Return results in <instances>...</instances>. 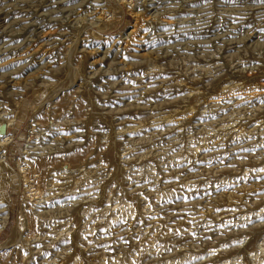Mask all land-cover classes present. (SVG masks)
I'll use <instances>...</instances> for the list:
<instances>
[{
    "label": "rangeland",
    "instance_id": "374dc122",
    "mask_svg": "<svg viewBox=\"0 0 264 264\" xmlns=\"http://www.w3.org/2000/svg\"><path fill=\"white\" fill-rule=\"evenodd\" d=\"M218 263L264 264V0H0V264Z\"/></svg>",
    "mask_w": 264,
    "mask_h": 264
},
{
    "label": "bare ground",
    "instance_id": "6f19581e",
    "mask_svg": "<svg viewBox=\"0 0 264 264\" xmlns=\"http://www.w3.org/2000/svg\"><path fill=\"white\" fill-rule=\"evenodd\" d=\"M196 92V91H195ZM191 108V105L189 104V106L183 107V108H177L175 109L171 114L167 115L164 117L165 120L168 119H172L175 115L179 114V113H183V112H189V109ZM193 110V109H192ZM192 112V111H190ZM175 118V117H174ZM163 119V120H164ZM262 121L257 122L256 124H260ZM234 131H232L233 133ZM236 134H240L239 131H235ZM55 158L53 157H47V158H39L38 160L34 161L31 164V171L32 173H40L41 176L45 179L48 178L49 173L51 171V169L55 166ZM64 163V162H63ZM61 164V163H60ZM61 167V166H60ZM59 167V168H60ZM62 168V167H61ZM64 171V170H63ZM61 179L63 181H66V179L68 180V177L66 175H62ZM46 181V180H45ZM48 184V183H47ZM120 206V205H119ZM37 220V219H36ZM36 220L35 217H33L32 215L29 216L28 218V222H27V231L31 233H33L32 231H34L33 229L36 227ZM35 232V231H34ZM30 234V233H29ZM257 252V251H256ZM76 256V255H75ZM74 260V258H72ZM261 259V258H260ZM226 260V259H225ZM230 260V259H229ZM225 262V261H224ZM219 264V263H218Z\"/></svg>",
    "mask_w": 264,
    "mask_h": 264
}]
</instances>
